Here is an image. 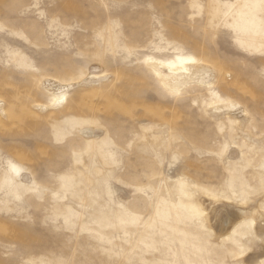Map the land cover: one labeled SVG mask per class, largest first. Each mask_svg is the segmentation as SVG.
<instances>
[{
    "label": "rangeland",
    "instance_id": "1",
    "mask_svg": "<svg viewBox=\"0 0 264 264\" xmlns=\"http://www.w3.org/2000/svg\"><path fill=\"white\" fill-rule=\"evenodd\" d=\"M263 29L264 0H0V264H264Z\"/></svg>",
    "mask_w": 264,
    "mask_h": 264
},
{
    "label": "bare ground",
    "instance_id": "2",
    "mask_svg": "<svg viewBox=\"0 0 264 264\" xmlns=\"http://www.w3.org/2000/svg\"><path fill=\"white\" fill-rule=\"evenodd\" d=\"M264 30V29H263ZM261 31V30H260ZM152 66L154 69L160 74L163 83L165 84L166 88L170 91L178 92L181 91L183 88L187 87L188 85H210L212 83V78L214 76L215 69L207 64V63H192V62H181L179 64H172L166 62L155 61L152 62ZM109 74L104 71H98L93 69L88 72V74L79 81L73 83H61L55 79L47 78L43 81V87L46 94L51 95V100L48 102L39 103L37 107L48 110V109H58L68 102L69 93L78 84H92L96 83L100 80L107 79ZM3 100H0V112L2 114L5 113L3 108ZM229 106L233 107V103L230 102ZM227 107V104H226ZM229 108V107H228ZM230 109V108H229ZM241 112H245V110H241ZM257 216V213H254V217ZM237 217V216H235ZM234 218L227 216L225 220V226L229 228L231 223H233ZM235 222V221H234ZM259 229H263L264 225H261ZM227 231V230H226ZM228 232V231H227ZM264 235V232H263ZM262 257V256H261ZM260 257H255L250 259L251 264H259Z\"/></svg>",
    "mask_w": 264,
    "mask_h": 264
}]
</instances>
